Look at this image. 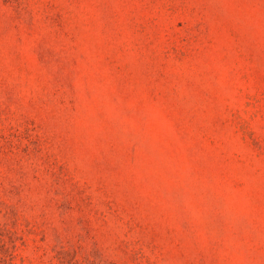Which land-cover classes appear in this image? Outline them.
<instances>
[{"label":"rangeland","instance_id":"obj_1","mask_svg":"<svg viewBox=\"0 0 264 264\" xmlns=\"http://www.w3.org/2000/svg\"><path fill=\"white\" fill-rule=\"evenodd\" d=\"M0 264H264V0H0Z\"/></svg>","mask_w":264,"mask_h":264}]
</instances>
